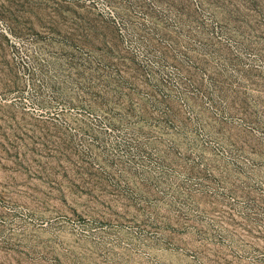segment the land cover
Returning a JSON list of instances; mask_svg holds the SVG:
<instances>
[{"label":"rangeland","instance_id":"374dc122","mask_svg":"<svg viewBox=\"0 0 264 264\" xmlns=\"http://www.w3.org/2000/svg\"><path fill=\"white\" fill-rule=\"evenodd\" d=\"M0 264H264V0H0Z\"/></svg>","mask_w":264,"mask_h":264}]
</instances>
